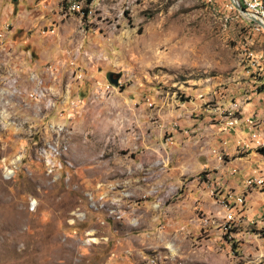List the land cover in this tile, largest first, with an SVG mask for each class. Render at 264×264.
Listing matches in <instances>:
<instances>
[{
  "label": "rangeland",
  "instance_id": "374dc122",
  "mask_svg": "<svg viewBox=\"0 0 264 264\" xmlns=\"http://www.w3.org/2000/svg\"><path fill=\"white\" fill-rule=\"evenodd\" d=\"M254 25L229 0H0V264H264V137L227 123L264 99Z\"/></svg>",
  "mask_w": 264,
  "mask_h": 264
},
{
  "label": "crops",
  "instance_id": "0c3cea01",
  "mask_svg": "<svg viewBox=\"0 0 264 264\" xmlns=\"http://www.w3.org/2000/svg\"><path fill=\"white\" fill-rule=\"evenodd\" d=\"M240 110L244 116L263 119L264 118V99L261 96L254 97L252 101L241 105ZM246 118L242 117V121H241L242 123L239 126H237V128L231 129L230 131L233 134L239 133V136L240 134H242L248 138L249 130L247 129V120H245Z\"/></svg>",
  "mask_w": 264,
  "mask_h": 264
},
{
  "label": "built area",
  "instance_id": "2783aa9c",
  "mask_svg": "<svg viewBox=\"0 0 264 264\" xmlns=\"http://www.w3.org/2000/svg\"><path fill=\"white\" fill-rule=\"evenodd\" d=\"M238 1L240 2L241 6L243 8H245V10L254 14L255 16H257L260 20H262L264 22V16L258 10L257 0H238ZM254 26L257 30L260 29V26L257 25L256 23ZM245 95H249V94H245ZM235 110H238V109H234V116L232 117L230 122H238L237 118L235 117ZM238 126H239V123H238ZM247 129H257L258 130L259 139H258V142L255 144V147H257L260 139L264 137V123H256L255 120H247ZM57 151L58 150L56 148H54L55 157L57 156L56 155ZM51 161L52 160H48L47 166L49 169H52L51 168ZM259 186H261V185H259Z\"/></svg>",
  "mask_w": 264,
  "mask_h": 264
},
{
  "label": "water",
  "instance_id": "95a60500",
  "mask_svg": "<svg viewBox=\"0 0 264 264\" xmlns=\"http://www.w3.org/2000/svg\"><path fill=\"white\" fill-rule=\"evenodd\" d=\"M231 2V4L234 6V8L236 10L239 11V13L246 19H248L251 22L256 23L257 25H259L263 30H264V22L262 20H260L257 16H255L254 14L248 12L247 10H245V8H243L240 4V2L238 0H229ZM108 78L109 80L113 83V84H117L118 83V77H113L112 73L108 74Z\"/></svg>",
  "mask_w": 264,
  "mask_h": 264
},
{
  "label": "bare ground",
  "instance_id": "6f19581e",
  "mask_svg": "<svg viewBox=\"0 0 264 264\" xmlns=\"http://www.w3.org/2000/svg\"><path fill=\"white\" fill-rule=\"evenodd\" d=\"M257 3H258V10L260 13H262V15L264 16V0H257ZM234 109H238L236 107H233L231 112L228 114V119H229V127L232 129V128H235L238 126V123L239 125L242 123V118L238 115V110H235V117L237 118L238 122H230L232 117L234 116Z\"/></svg>",
  "mask_w": 264,
  "mask_h": 264
},
{
  "label": "trees",
  "instance_id": "16d2710c",
  "mask_svg": "<svg viewBox=\"0 0 264 264\" xmlns=\"http://www.w3.org/2000/svg\"><path fill=\"white\" fill-rule=\"evenodd\" d=\"M89 1H91V0H89ZM258 151H259V153H261L262 155H264V147L259 148Z\"/></svg>",
  "mask_w": 264,
  "mask_h": 264
}]
</instances>
